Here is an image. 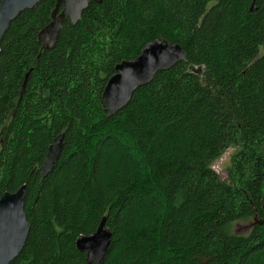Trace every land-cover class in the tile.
<instances>
[{"label":"trees","instance_id":"obj_1","mask_svg":"<svg viewBox=\"0 0 264 264\" xmlns=\"http://www.w3.org/2000/svg\"><path fill=\"white\" fill-rule=\"evenodd\" d=\"M56 5L22 12L1 41L0 197L26 185L31 225L11 264H86L76 240L104 217L101 264H264V225L232 230L253 206L264 216V0H92L48 50ZM157 40L187 59L109 116L116 66ZM232 147L222 180L213 165Z\"/></svg>","mask_w":264,"mask_h":264},{"label":"water","instance_id":"obj_2","mask_svg":"<svg viewBox=\"0 0 264 264\" xmlns=\"http://www.w3.org/2000/svg\"><path fill=\"white\" fill-rule=\"evenodd\" d=\"M44 0H1L0 3V54L1 41L10 24L24 11L33 9ZM92 0H57L52 13V21L38 34L39 41L48 50L58 41L64 23L70 19L76 25L82 18ZM61 5L64 8L60 10ZM253 3L251 10L255 8ZM187 53L180 44L154 41L148 43L142 53L133 60H124L116 66V73L108 80L103 93L109 116L122 110L131 101L135 91L152 82L159 71H166L177 63L185 61ZM202 68H195L201 73ZM26 75V81L28 78ZM26 81L23 85L25 88ZM64 146V134L55 138L49 147L46 161L41 168L42 177H47L59 161ZM26 185L16 192H7L0 197V264H11L22 253L29 237L31 225L25 206ZM255 210L252 227L264 225V216ZM104 217L97 231L89 235H80L76 240L78 250L86 254V264H101L108 254L113 233L106 225Z\"/></svg>","mask_w":264,"mask_h":264},{"label":"rangeland","instance_id":"obj_3","mask_svg":"<svg viewBox=\"0 0 264 264\" xmlns=\"http://www.w3.org/2000/svg\"><path fill=\"white\" fill-rule=\"evenodd\" d=\"M236 152V148H230L221 159L216 161L213 165L214 170L220 175L222 180L228 178V170L232 164V157ZM254 222V217L250 220L240 221L233 225V232L239 235H246L252 230V224Z\"/></svg>","mask_w":264,"mask_h":264}]
</instances>
